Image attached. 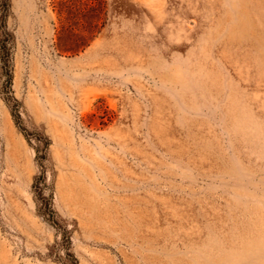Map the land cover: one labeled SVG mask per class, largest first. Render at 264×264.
<instances>
[{
    "label": "rangeland",
    "instance_id": "1",
    "mask_svg": "<svg viewBox=\"0 0 264 264\" xmlns=\"http://www.w3.org/2000/svg\"><path fill=\"white\" fill-rule=\"evenodd\" d=\"M0 264H264V0H0Z\"/></svg>",
    "mask_w": 264,
    "mask_h": 264
}]
</instances>
